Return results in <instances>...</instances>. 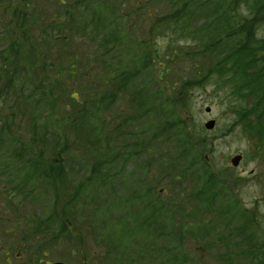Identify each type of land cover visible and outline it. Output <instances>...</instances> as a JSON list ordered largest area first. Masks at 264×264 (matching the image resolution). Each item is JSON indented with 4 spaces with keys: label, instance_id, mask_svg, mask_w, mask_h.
I'll use <instances>...</instances> for the list:
<instances>
[{
    "label": "trees",
    "instance_id": "trees-1",
    "mask_svg": "<svg viewBox=\"0 0 264 264\" xmlns=\"http://www.w3.org/2000/svg\"><path fill=\"white\" fill-rule=\"evenodd\" d=\"M70 1L58 0L62 14L45 17L36 9L38 0H0V180L8 179L2 187L15 194L17 212L25 210L23 204L43 210L34 220L21 219L25 227L19 225L25 237L22 246L36 251L47 241L38 236L53 234L59 222L46 225V215L53 220L65 215L69 222L91 223L81 244L86 245L94 236L95 243L105 249L102 264L196 262L187 259L188 255L176 254L182 249L185 229L204 239V249L221 247L216 258L223 263L239 264L240 259L242 264H264V228L260 224L264 215L241 208L228 184L209 165L214 147L207 136L194 125L188 127L180 111L172 109L170 97L152 85V57L160 53L155 49L156 40H134V34L122 23L123 17L112 15L119 4L107 7L104 1L95 4L91 0V7L104 10L93 19L94 12L86 15L89 5L83 7L86 0ZM151 2L157 7L161 3L163 16L150 24L147 33L152 37L170 34L169 47H185L181 53L172 51V59L192 57L194 61V78L181 82L177 95L185 91L189 97L187 84L192 83L193 88L212 86L217 92L226 91L235 117L228 131L237 133L240 127L241 135L258 139L262 148L264 0ZM106 10L110 20L105 18L109 16ZM78 14L83 16L84 27L77 25ZM82 31L87 35L83 38L94 45L90 53L95 55L94 64H102L86 74L84 63L70 48ZM18 33L21 40L16 43ZM160 66L164 70L166 63ZM93 72H100L101 77H91ZM165 87L169 89V83ZM121 101L128 106L116 115L114 110ZM18 121L28 126L26 133L21 132L26 139L11 126ZM165 143L170 144L168 150L161 148ZM168 179L170 187L188 191H181L178 200L162 201L160 191H156ZM179 180L188 183L184 186ZM128 181L133 192L139 188L143 199L150 200L143 206L142 220L131 230L127 229L128 217L120 215L115 228L122 229L126 221V230L116 239L106 214L113 202L120 211L129 201L118 199L117 193L113 200L107 198V206L101 196L111 193L108 187L112 184L129 188ZM63 201L64 207L55 217L51 209ZM71 212L81 218H72ZM175 219L180 220L179 225H174ZM72 228L77 230L78 226ZM127 233L130 238L139 234L147 240L149 245L141 249L149 254L125 250L121 237ZM76 237L67 234L72 244ZM167 239L172 241L166 245Z\"/></svg>",
    "mask_w": 264,
    "mask_h": 264
},
{
    "label": "rangeland",
    "instance_id": "rangeland-1",
    "mask_svg": "<svg viewBox=\"0 0 264 264\" xmlns=\"http://www.w3.org/2000/svg\"><path fill=\"white\" fill-rule=\"evenodd\" d=\"M42 2L39 3V5H42V13L46 15L47 13L53 14L55 16H58V14L61 13V4L58 2V0H41ZM76 0H71L69 4H73V2ZM95 4L104 1L105 6L107 7H113L116 4H119V6L116 8V11L112 13V15H115V13L120 14V16L123 17L122 23L126 25V28L131 34H134V40H145V41H153L155 42V49L160 52L158 55L152 57L155 62H151V73L150 78L153 79V86L155 84L157 85L155 87V90L157 89H163L165 97H170L172 100V109L180 111L181 118L185 121L187 126H193L196 130H200L203 136H207L208 143L211 144L214 147V155L212 157V160H210L209 155L208 161L210 160V166L213 168L215 172L221 175L220 180L226 184H228V189L230 192L234 194V196L237 197V200L241 204V208H246L247 210H254L258 211V214L260 216V213L264 215V146L261 148V143L258 139L251 138L249 135L244 134L241 135L240 131L241 128L238 127L237 133H230L229 128L232 125V123L235 120V117L233 116L230 107V104L228 103V97L226 94V91L224 92H217L216 89L212 86H208L206 88H193V83L191 85L187 84V89H190L188 92L189 97H187L186 92L182 91L180 95L178 96V92L181 87V82H184L187 79L194 78V61L191 58H174L172 51L181 53V51L185 49L183 45L181 46H172L169 47V36L170 34L163 35L161 33L155 34L154 37L150 35V32L147 33V29L150 26V24H153L156 19H161L162 15V6L160 3V7H157L156 5H152L154 3L151 2V0H93ZM91 0H86V4L83 5L84 8L87 7L89 10L88 14L93 13L94 15L93 19H97V16L95 13L100 14L104 12V10L101 9H95V6L91 7ZM23 6H20L19 9H21ZM82 7V5L80 6ZM72 11H76V9H72ZM107 13H109V16H106L105 18L110 20V12L109 10H106ZM85 12V11H84ZM127 14V15H126ZM66 15V14H65ZM102 16V14H100ZM8 15H6L7 17ZM92 20V19H91ZM89 23L95 26V23L90 21V18L87 20ZM88 23V24H89ZM44 25H47V22L44 23ZM77 25L80 27H84L83 24V16L82 14H78L77 17ZM140 25V26H139ZM49 26V23H48ZM51 26V23H50ZM147 33V34H146ZM21 33H18L15 35V39H17L16 43L20 42V36ZM81 36H78L76 39L75 44H71L70 48H72V51L76 52L78 56V61L83 64L84 63V70L85 74L88 73L92 67L97 68V66L102 65L100 64H94L96 62V58L94 54H90L94 48V45L91 42H88L83 37H87L85 32L80 33ZM262 36V35H261ZM183 44V43H182ZM42 51V50H41ZM43 52V51H42ZM104 53H101L100 56H102ZM156 59H158L156 61ZM161 62V64H160ZM163 63H166V68L163 70V67L161 68L160 65H163ZM68 64L65 63L64 67L67 68ZM83 66V65H82ZM81 72L83 71L82 68L80 69ZM102 70V67H101ZM164 73H167L164 77L162 76ZM92 74L91 77L93 78H100L101 75L100 72ZM86 80V79H85ZM169 83V89L165 87V84L168 85ZM159 83V84H157ZM189 83V82H188ZM189 85V86H188ZM175 86L176 89L173 90L172 87ZM128 106L126 101H121L117 107L116 110H114V114H118V112L121 110L123 111ZM207 108L211 109V112H207ZM9 110H5V114H7ZM20 120V119H19ZM215 120L216 126L213 130H206L205 124L210 121ZM118 121V120H117ZM119 123H122V120L119 121ZM15 127H13V124L11 125L13 129L20 130L19 133L24 138V135L21 133L24 131H27V124L21 125V123L18 121L17 123H14ZM115 124V123H114ZM132 128V127H131ZM129 127V130L131 129ZM229 130V131H228ZM131 136V135H129ZM118 146L121 145V143L117 144ZM161 143L159 144V146ZM157 149H160L159 147L155 146ZM170 147L169 143H165V145H162V150H168ZM156 152V149H155ZM242 154L244 156L243 161L241 162L240 166L237 169L232 168L230 160L236 155ZM78 161L77 159H73ZM79 163V161H78ZM80 165V164H79ZM127 172L129 174L132 173V165L128 168ZM126 172V174H127ZM125 176V175H124ZM121 177H118L116 180H119ZM129 178V177H128ZM8 179H5V181ZM178 182L184 183L185 186L188 183V180H179ZM129 188L123 189L119 186V184H112L108 187V190L111 191L110 194L108 192H105L101 196V202H105L107 206H110V203L107 198L114 199L113 196H116L118 193V199L125 200V198L128 199L129 203L124 205V207L118 211L115 208L114 202L111 206V211L107 212L108 221L110 222V225H113V232L115 235V238L120 239V234L124 233L126 230V224L125 222L121 225H124L122 229L121 227L115 228L116 223L119 222V220L122 219V216L128 217V224L127 229L132 228L133 225L136 223H139L141 219L140 214L143 211V206L145 202L147 203L148 200H144L142 195L141 189L137 188L136 192H133L132 189L134 187L130 186V183L128 181ZM165 186L162 188L157 189L156 192L160 191L162 201H170L172 198L173 200H178L180 192L183 191L185 193L188 191V189H181L180 187L175 186L174 188L170 187V181L165 180L164 182ZM5 187H2V184H0V246H8L10 247V244L12 240L9 238L3 237V230L9 229L13 226H15V229L19 227V225H15V216L13 215L12 207L5 205V196L1 195V191ZM146 189V186L143 182V191ZM120 194V195H119ZM136 194H140L139 196H136ZM142 198V200H141ZM141 200V201H140ZM64 202H60L59 209L61 207H64ZM180 203V202H179ZM178 203V204H179ZM12 204H15V200L12 201ZM176 204V205H178ZM175 205V206H176ZM25 215L31 216V211L39 216V213H43V210L40 212L39 208L36 209L32 205H27L25 208ZM56 209V208H55ZM190 209V208H189ZM73 211V210H72ZM122 211V212H121ZM189 211V210H188ZM55 212V210H54ZM126 214V215H123ZM86 216L89 214L86 213ZM146 215V214H145ZM145 215L143 217H145ZM70 216L72 218H81L79 217V214L76 213L74 215V212L70 213ZM58 217V216H57ZM63 219L58 217V220L52 221H59L57 224V227L60 225H65V228H67V232L70 233V235H73L74 237L76 232H79L78 236L81 237L80 239L78 237L77 241L72 242L67 238L64 242V245L66 246L63 248L66 252L65 256V263L66 264H101V262L98 261V257L105 256L104 250L98 248L95 244V238L94 236H90L88 240L86 241V245H82L81 242L85 239V232L90 231V222H84L82 224H79L77 221H68L66 216L61 215ZM140 219V220H139ZM62 220V221H60ZM75 220V219H74ZM191 220V219H190ZM180 220L175 219L174 225H179ZM134 223V224H133ZM262 228H264V223H261ZM72 225L79 226L78 230H74L72 228ZM17 226V227H16ZM20 227H23V224L20 223ZM159 227V226H157ZM23 227L22 229H24ZM218 229L222 231V227L218 225ZM80 230V231H79ZM85 230V232H84ZM160 231V230H159ZM264 233V232H263ZM18 234V233H17ZM19 235V234H18ZM142 236L139 234H135L132 238L127 235H123L121 237V242H124L123 247H127V245L130 244V251H145L148 253V251L143 248L141 249L142 245L148 246L147 240H144L141 238ZM183 245L180 252L178 251L176 254L179 255L181 253L183 256L188 255L187 259H196V262H183V264H199V262H204V264L212 263V264H228L223 263L220 260H217L216 256L219 251L222 252L221 247L218 249H212L211 248H203V240L204 239H198L194 235L191 234V231L188 229H185L183 234ZM171 240H166L164 244H169ZM199 242V244H197ZM43 243H51L50 238ZM129 243V244H128ZM152 243V242H150ZM148 244V245H147ZM164 244H162L164 246ZM208 250V251H206ZM103 252V253H102ZM149 254V253H148ZM223 253L219 254L222 255ZM15 250L10 253V257H14ZM122 260L125 261L126 257L121 253ZM1 261L6 262L5 260H8V258L0 254ZM169 259L171 258L168 256ZM168 261V259H167ZM239 264H242V260L238 259ZM5 264V263H0Z\"/></svg>",
    "mask_w": 264,
    "mask_h": 264
},
{
    "label": "flooded vegetation",
    "instance_id": "flooded-vegetation-1",
    "mask_svg": "<svg viewBox=\"0 0 264 264\" xmlns=\"http://www.w3.org/2000/svg\"><path fill=\"white\" fill-rule=\"evenodd\" d=\"M17 225V223L15 224ZM6 235H3V237ZM23 237L15 234V244L10 243V247L3 246L2 245V251L8 256L7 264H54V263H65V256L66 252L63 249V243H62V234L58 236V233L54 235H50L49 238L51 240V243H44L40 245L42 251H36L37 256L36 257H26L24 253L19 252L20 248V239ZM9 248H15V256L11 258L10 252L6 251L5 249ZM45 248V250H44Z\"/></svg>",
    "mask_w": 264,
    "mask_h": 264
},
{
    "label": "water",
    "instance_id": "water-1",
    "mask_svg": "<svg viewBox=\"0 0 264 264\" xmlns=\"http://www.w3.org/2000/svg\"><path fill=\"white\" fill-rule=\"evenodd\" d=\"M208 112L210 111L209 109L207 110ZM214 126H215V122L214 121H210L207 125H206V128L208 129V130H212L213 128H214ZM241 159H242V157H237V158H235V159H233L232 160V164H233V166H238L239 165V163H240V161H241Z\"/></svg>",
    "mask_w": 264,
    "mask_h": 264
}]
</instances>
